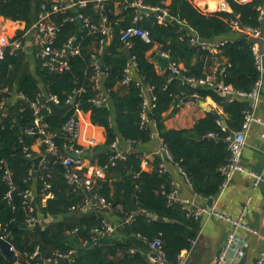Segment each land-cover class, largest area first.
Masks as SVG:
<instances>
[{"label": "trees", "instance_id": "16d2710c", "mask_svg": "<svg viewBox=\"0 0 264 264\" xmlns=\"http://www.w3.org/2000/svg\"><path fill=\"white\" fill-rule=\"evenodd\" d=\"M127 1L123 4L121 0H108L103 8H96V3L90 2L77 13L68 11L54 17L62 25L56 48L61 49L71 36L80 41V54L68 56V70L53 73L42 66L39 57L32 70L23 50L5 49L0 63V89L3 90L0 91V106L10 97L4 91L6 88L16 87L29 102L39 99L45 103L47 96H56L62 107L73 97L84 112L91 114V123L105 129L104 145L91 153L93 160L107 169L103 178L94 183L90 194L84 188L71 185L65 177L66 169L61 159L48 152L46 145L40 143L39 135L27 134L33 124L29 102L17 101L1 112L0 237L5 229L13 234L16 252L6 256L0 242V264H37L39 259L45 262L48 258L55 259L56 253L71 252L69 264H151L149 248L143 239L151 242L158 238L163 241L167 261L177 264L181 253L192 248L200 220L188 217L182 204L169 201L174 187L168 170L163 172L160 164L176 165L187 177L194 193L204 199L214 198L226 182L222 172L230 158L226 139L242 130L245 116L251 111L250 102L245 99L228 102L217 87L202 85L198 89L189 80H205L214 75L216 84L231 86L239 92L252 91L260 78L252 51L253 40L234 31L233 24L259 28L263 0L249 3L226 0L231 12L215 13L203 12L195 5V0H172L169 5L167 0H139L145 7L166 10L172 19L164 22H159L155 12H148L135 21L138 9L132 5L138 0ZM41 3L42 0H0V17L24 22L25 32L37 20ZM78 13L90 17L94 24H99L103 16L109 17L114 35L103 54L95 50L98 35H88L87 29L80 30L76 20L65 21L67 16L75 17ZM180 22L205 41L227 40L212 53L193 45L192 34ZM133 25L149 31L153 42L146 43L139 37L130 39L135 67L130 81L124 83L131 61L124 52L127 43L121 37L122 32ZM232 33H238V38L227 37ZM153 51L166 53L171 63L181 65L180 74H174L168 67L159 72L149 56ZM94 58L104 59L105 73L100 88L95 85ZM146 88H152L151 95L156 100L147 120L143 121ZM100 94L107 96V101L101 105L95 102ZM195 94L198 95L196 100L211 97L223 108L225 116L210 113L193 128L168 129L165 114L193 99ZM72 112L73 109H69L63 117H57L44 111L49 130L56 135L55 141L61 148L66 143L62 127ZM218 121H224L227 128ZM155 136L162 140L167 156H156L152 162L148 160L152 169L146 171L142 167L146 159L145 147ZM116 143L129 149L111 162V156L116 154L111 146ZM25 148L33 156L39 155L40 150L47 157V166L36 176ZM6 170L11 173L13 187L4 180ZM27 192H31L29 198H25ZM48 194L52 197L44 201ZM89 196L103 198L114 208L122 205L123 211L114 214V221L122 224L133 214L132 220L121 225L112 236H94L93 231L102 228L106 215L97 207L81 212ZM30 218L39 223L29 228L26 223ZM37 249L39 255L34 259L32 255ZM63 263L59 260L56 264Z\"/></svg>", "mask_w": 264, "mask_h": 264}, {"label": "built area", "instance_id": "2783aa9c", "mask_svg": "<svg viewBox=\"0 0 264 264\" xmlns=\"http://www.w3.org/2000/svg\"><path fill=\"white\" fill-rule=\"evenodd\" d=\"M108 0H42L41 9L38 14L37 20L26 30L29 32H33L36 36L37 40V47L39 50L38 57L41 59L42 66L51 70L52 72H60L64 70H68L70 65L68 61L69 55H79L81 50V45L79 38L76 36H71L68 42L61 48L58 49L55 47L56 40L58 35L61 31V24H59L55 20V16L60 13H66L68 11H74L75 13L78 12L79 9L86 8L90 2L96 3V8L100 7L103 8L104 3ZM118 1V0H117ZM240 3H249L252 0H236ZM123 4H127V0H121ZM119 4V3H118ZM227 1L223 0L221 9L222 11H226ZM132 6H135L138 9V16L135 18V21L140 20L145 14L148 12H155L157 14V18L159 22L168 21L172 19L169 16L168 12L164 9L159 8H149L142 5L141 1H136L133 3ZM78 19L82 20L83 27L81 30H88V35H98L100 38L98 43L96 44L95 50L96 52L103 54L105 48L111 42V39L114 35L113 25L109 20V17L103 16L102 21L99 24H94L90 17L84 14H77L74 16H67L66 22H73L77 21ZM183 26L187 27L189 32L192 34L191 42L193 45H197L202 49L209 50L212 53L218 51L219 47L223 44L222 42H208L201 39L196 32L189 26L181 23ZM26 29V27H25ZM24 29V30H25ZM233 30L248 36L253 40L252 43V51L255 55V61L257 65V69L260 72V78L255 83L251 92H239L235 91L231 86H226L224 84H216L215 83V76L209 75L205 80H189L194 86H202V85H209L212 87H217V89L221 92V94L228 100V102H234L238 99H245L250 102L251 111L247 112L245 116V120L243 123L242 130L233 133L232 135L228 136L226 141L228 144V150L230 152V158L228 164L222 169L223 174L226 177L225 185H227L237 173H247L252 177L253 186L255 188L259 187L260 183L262 182V176L257 173L249 172L243 166L242 158L244 153V148L246 144V134L250 129L253 123H259L264 126V121H261L256 118L254 113V107L259 99L261 90H262V79L261 74L264 71V54L260 50L259 40L262 38L263 34L260 28H243L237 22L233 24ZM25 31V32H26ZM27 33L22 35L21 37H13L9 39L7 37L0 38V63L4 58V52L7 47L12 49V52L19 51L24 49L25 45V36ZM133 37H139L144 42L151 44L152 38L149 31L144 30L136 25L130 26L125 31L122 32L121 40L130 45V39ZM84 37H81L83 40ZM163 57H168L166 53H160ZM96 67H95V85L97 88L101 86V77L103 76L102 68L99 64L100 61H97L96 58ZM135 67V63L132 59L129 67L126 69L125 81L124 83H128L131 79V72ZM168 68H170L174 74L179 75L182 69L181 65L176 63H171L169 59ZM0 91H3L0 89ZM8 92L12 96H16L19 101L29 102L24 94L16 90V87L13 90H9L6 88L4 90ZM145 91L147 92L149 98H146L144 103V108L142 112V120L146 121L148 117L149 111L151 108L155 106L154 101L156 100L155 97L151 95L152 88H146ZM44 95V94H43ZM193 99L189 100L187 104H192L198 98V95H193ZM107 101V96L104 94H100V96L95 100V102L99 105L105 103ZM8 100L4 101L0 106V113L4 111L5 104ZM53 102L56 105H60V100L56 96H47V100L45 103H41L39 99L36 101L29 102L30 108L33 111V124L30 129L27 130V134L31 136L39 135L41 137V144H45L48 152H50L53 156L58 157L61 159L63 166L66 169L65 177L68 179L69 183L75 187L84 188L89 194L93 190L94 183L103 178L105 175L107 167H103L98 164L96 159L93 160V154L91 153L92 148L97 146V139L93 138L89 144V146L81 145L82 134H83V123L81 119V113L84 112L78 103H76L73 97H70L67 101L66 107L69 109H73L72 115L67 118L63 127H62V135L65 137L66 143L61 148L55 141L56 135L50 132L49 130V123L46 120V114L44 111L50 112V108L48 103ZM62 107V106H61ZM221 125V121H218ZM264 137V132L261 136ZM112 150L116 153L111 156V162L116 160L117 158L121 157L123 152L120 149L118 143L113 144ZM65 150V151H64ZM26 157L32 159V161L42 156L43 159L40 163V169L44 166H47L48 160L47 157L41 153L39 150V155L33 156L31 152L28 151V148H25ZM71 154H76L78 158H74ZM165 154L167 156V151L165 150ZM34 164V163H33ZM149 161L145 159L143 161V166H148ZM34 167V166H33ZM0 168L3 169V161L0 160ZM160 168L163 172H167L166 164H160ZM83 170H86V172ZM182 172V171H181ZM33 174V171L30 172ZM183 173V172H182ZM184 174V173H183ZM185 175V174H184ZM4 180L7 181L11 187H13L11 173L9 170L5 171ZM12 190L9 191L7 197H11ZM31 196V192H27L25 198H29ZM52 197L51 194H48L44 201L50 199ZM170 202H177V195L176 192L173 191L169 195ZM182 207L187 210L188 217H191L195 220H202L205 217H215L219 220L225 221L226 223L231 225V230L222 246L221 253L218 256L216 262L214 264H240L241 260L245 256L244 246L241 240L240 232L241 230H246L249 233L255 234L256 232L249 228L244 223V215L246 209L242 212V214L234 218L228 214L222 213L220 211L215 210L213 207H208L206 205H192L188 201H184L181 203ZM101 208L107 212H111L116 214L117 212H122L123 207L122 205H118L115 208L107 203L103 198L97 196H89L85 201V205L81 207V212H88L92 208ZM133 218L132 215H128V217L123 221L122 224L110 220L105 216V219L102 222V228L95 229L93 231L94 236L102 238L104 236H112L117 229L124 224L130 222ZM39 222L36 221L34 218H30L27 220L26 225L31 228L33 225L38 224ZM11 234L5 229L4 234L0 237V242H9L10 243V251L11 253H15V248L12 241H9V236ZM144 242L148 245L150 254V263L151 264H170L167 259L166 255L163 251V241L161 239H156L154 241H147L143 239ZM87 246V242L84 243ZM63 254V253H56V258H48L43 263L40 262L39 259L37 264H56L59 260L65 262L69 260L71 262V254ZM39 255V249H37L32 258H37ZM187 253L182 252L179 256V262L177 264H187ZM255 264H264V247L260 252L257 261Z\"/></svg>", "mask_w": 264, "mask_h": 264}, {"label": "crops", "instance_id": "0c3cea01", "mask_svg": "<svg viewBox=\"0 0 264 264\" xmlns=\"http://www.w3.org/2000/svg\"><path fill=\"white\" fill-rule=\"evenodd\" d=\"M171 1L172 0H167L166 4L169 5ZM222 1L223 0H195L194 3L205 13H215L222 10ZM226 11L231 12V8L228 4ZM116 12H119L118 8ZM260 13L259 28L263 36L258 42L260 50L264 54V0L260 7ZM11 23L16 26L12 32L9 27ZM25 27L26 24L24 22H13L0 17V38L7 37L12 39L13 37H18L27 33L23 51L33 70L39 50L35 34L29 31L24 32ZM239 34L232 33L227 37L230 39L238 38ZM223 40L227 39L225 38L222 39V41ZM153 52H150L149 56ZM155 64L159 72H163L156 62ZM261 79L262 90L254 107V113L257 119L264 121V71L261 74ZM42 93L45 95V90H43ZM12 95L13 94L7 99L8 102H6L4 110H6L8 106H13L19 101L16 96ZM147 98H149L148 95ZM202 102H204V104H202ZM210 113H216L218 116H225L223 108L211 97H207L205 100H196L192 104H187V102L181 103L179 107L175 109L173 107L165 114V125L168 129H190L193 128L199 120L207 117ZM81 119L83 123L81 145L89 146L91 140L96 138L98 143L94 148L103 146L106 141L105 129L91 123L90 113L82 112ZM263 132V125L259 123H253L251 125L246 134V144L242 158V163L246 170L262 176V182L257 188L253 186V180L249 174L237 173L227 185L224 184L221 191L214 198L209 200L204 199L194 193L187 177L176 165L171 162L166 164L174 191L177 195L178 203L181 204L184 201H188L192 205H206L234 218L239 217L246 209L244 223L256 233H249L246 230H241L240 232L245 251V256L242 259L244 260V264H255L264 247V137H261ZM94 148H92V150ZM120 149L125 152L128 151L129 147H120ZM145 153L146 159L150 162H152L156 156H166L162 140L158 136H155L154 141L145 147ZM142 167L146 171H151L152 169L150 164ZM210 200H214L212 206H209ZM104 213L108 219L114 220L113 217L115 215H113V213L105 210ZM230 230V224L215 217H205L200 220V228L192 248L189 251H183L187 253L186 263L214 264L221 253L222 246Z\"/></svg>", "mask_w": 264, "mask_h": 264}, {"label": "water", "instance_id": "95a60500", "mask_svg": "<svg viewBox=\"0 0 264 264\" xmlns=\"http://www.w3.org/2000/svg\"><path fill=\"white\" fill-rule=\"evenodd\" d=\"M78 24L80 26V30L82 29L83 27V23H82V20L81 19H78ZM124 52L127 56V59L129 61H132V55H131V52H130V47L127 45L124 49ZM151 58L157 63V65L160 67V69L162 71H165L168 67V64H169V59L167 57H163L161 54L157 53V52H153L151 54ZM101 68H102V72L105 73V69H104V59L101 58L100 62H99ZM53 73H57V72H53ZM198 89H201V86H197ZM202 104H204V102H202ZM49 105V108H50V114L54 115V116H57V117H63L67 111L69 110V107H61L59 105H56L54 104L53 102H49L48 103ZM221 125L226 128V123L223 121L221 122ZM74 158H78V156L76 154H71ZM43 157L42 156H39L37 158H35L33 160V163H34V170H35V176L38 174V172L40 171V163L42 161ZM213 201L214 200H210L209 202V206H212L213 205ZM72 214L70 213L69 216H71ZM27 226V225H26ZM18 229V228H17ZM9 241H12L13 240V234H11L9 236ZM1 246L3 248V252L6 256L10 257L12 255L11 251H10V243L9 242H1ZM96 247V246H95ZM41 263H43L42 260H40ZM70 261L69 260H66L63 264H69ZM240 264H244V260H242L240 262Z\"/></svg>", "mask_w": 264, "mask_h": 264}, {"label": "rangeland", "instance_id": "374dc122", "mask_svg": "<svg viewBox=\"0 0 264 264\" xmlns=\"http://www.w3.org/2000/svg\"><path fill=\"white\" fill-rule=\"evenodd\" d=\"M10 29H11V32L14 30V28H16L15 25H13L12 23L9 25Z\"/></svg>", "mask_w": 264, "mask_h": 264}]
</instances>
